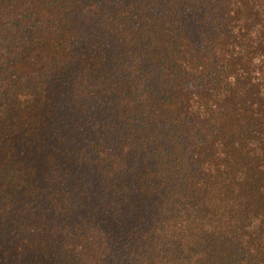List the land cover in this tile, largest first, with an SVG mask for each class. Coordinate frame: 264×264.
<instances>
[{
	"label": "trees",
	"instance_id": "trees-1",
	"mask_svg": "<svg viewBox=\"0 0 264 264\" xmlns=\"http://www.w3.org/2000/svg\"><path fill=\"white\" fill-rule=\"evenodd\" d=\"M0 264H264V0H0Z\"/></svg>",
	"mask_w": 264,
	"mask_h": 264
}]
</instances>
